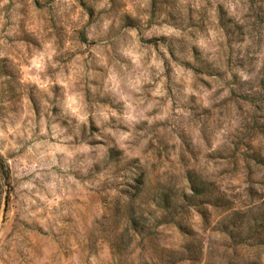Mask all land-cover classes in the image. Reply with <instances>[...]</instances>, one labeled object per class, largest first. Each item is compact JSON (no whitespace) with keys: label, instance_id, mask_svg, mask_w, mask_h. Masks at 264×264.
Instances as JSON below:
<instances>
[{"label":"clouds","instance_id":"clouds-1","mask_svg":"<svg viewBox=\"0 0 264 264\" xmlns=\"http://www.w3.org/2000/svg\"><path fill=\"white\" fill-rule=\"evenodd\" d=\"M0 264H264V0H0Z\"/></svg>","mask_w":264,"mask_h":264}]
</instances>
